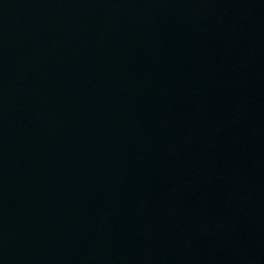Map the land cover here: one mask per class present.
<instances>
[{
	"label": "water",
	"instance_id": "water-1",
	"mask_svg": "<svg viewBox=\"0 0 264 264\" xmlns=\"http://www.w3.org/2000/svg\"><path fill=\"white\" fill-rule=\"evenodd\" d=\"M264 129V0H0V264H170Z\"/></svg>",
	"mask_w": 264,
	"mask_h": 264
}]
</instances>
